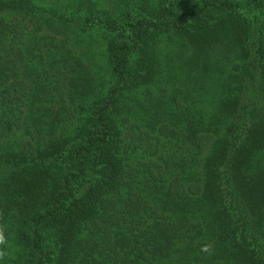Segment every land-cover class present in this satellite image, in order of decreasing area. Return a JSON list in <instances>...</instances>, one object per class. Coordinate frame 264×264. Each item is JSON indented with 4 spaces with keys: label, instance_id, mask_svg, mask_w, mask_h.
<instances>
[{
    "label": "trees",
    "instance_id": "16d2710c",
    "mask_svg": "<svg viewBox=\"0 0 264 264\" xmlns=\"http://www.w3.org/2000/svg\"><path fill=\"white\" fill-rule=\"evenodd\" d=\"M0 264H264V0H0Z\"/></svg>",
    "mask_w": 264,
    "mask_h": 264
},
{
    "label": "clouds",
    "instance_id": "9594fccd",
    "mask_svg": "<svg viewBox=\"0 0 264 264\" xmlns=\"http://www.w3.org/2000/svg\"><path fill=\"white\" fill-rule=\"evenodd\" d=\"M3 240H4L3 234H2V232H0V243H2Z\"/></svg>",
    "mask_w": 264,
    "mask_h": 264
}]
</instances>
